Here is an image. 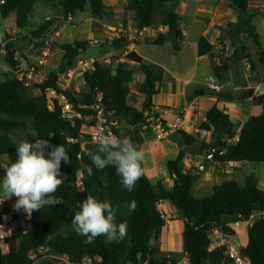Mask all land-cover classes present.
Returning a JSON list of instances; mask_svg holds the SVG:
<instances>
[{
	"label": "trees",
	"instance_id": "1",
	"mask_svg": "<svg viewBox=\"0 0 264 264\" xmlns=\"http://www.w3.org/2000/svg\"><path fill=\"white\" fill-rule=\"evenodd\" d=\"M0 7V16L7 19L16 15V26L26 30L29 18L39 4L58 3L63 14L68 19L78 12H84L88 7L95 19H104L108 16V7L105 0H4ZM182 0H128L125 10L131 13L137 33L152 28L156 24L166 26L167 34L161 33L152 42L155 46L170 44L173 53L182 51L184 37L180 29V15L178 5ZM233 8H239L238 23H230L228 31L236 42L235 30L246 28L254 44L260 48V38L255 27L247 22L250 0H225ZM53 22L46 20L31 34L23 37V43L41 39L48 34ZM129 33H120L110 42V47L123 53L129 40ZM13 36L6 33L3 47L6 52V62L13 71L21 67V60L17 57V48L11 41ZM136 44L137 41L133 40ZM100 43H97V46ZM91 47L90 41H79L74 44L60 45L63 57L57 70L48 73L46 79L31 85L27 79L21 80L18 76L3 79L0 76V179L4 175V165L17 159V142L12 138L15 135H26L34 132L37 138L49 139L51 144H61L68 151L69 163L61 162L60 172L64 174V183L55 193L62 203L55 206H45L40 211H34L32 229L26 235L11 241L10 251L6 255L0 254V264H33L43 256L39 250L54 251L68 257L70 264H83L91 260L92 264H180L175 256H158L159 238L162 229L166 226L163 214L158 205L171 202L181 214L185 223L183 230L184 253L187 264H231L225 254L226 247L219 246L209 251L212 240L211 234L220 230L223 235L234 236L235 231L225 221L230 223L248 222L249 242L242 249V253L251 261V264H264V191L258 186L254 175H249L245 184L235 180H227L213 187L209 196L196 197L192 188L200 180L195 173L184 174L182 171L184 152L167 163L172 187L167 189L162 182L152 184L143 171L133 191L126 190L121 183V177L112 166L97 170L93 167V175L88 176L81 165H90L91 161L83 148L86 142L91 143L89 134L83 133L84 127H96L99 112L114 119L126 121L131 127L150 126L151 118H157L153 98L159 93L164 69L161 66L144 63L141 56L130 52L126 58L139 64V71L144 74L145 81L139 85V93L145 97L143 109L129 104L131 90L128 85L134 81V72L125 62L117 57L109 63L95 61L92 69H85L83 80L88 87L85 93H78L60 87V76L67 69H72L74 62L85 54ZM199 56L215 52V45L205 37L197 43ZM244 49L234 48L233 55L245 57ZM259 57L264 54L259 51ZM246 58V57H245ZM218 72L219 68H215ZM54 92L58 98L51 101L48 93ZM252 91H247L245 98L251 97ZM60 97L66 99L61 103ZM81 97V98H79ZM219 101H233L230 93H220ZM253 104L263 108L261 115H252L244 124L240 133L235 132V125L229 115L214 107L207 112L203 126L210 132L225 136L214 146L217 149L214 160L216 164L255 162L264 165V95L254 96ZM65 105H72L69 112L63 110ZM147 113V115H145ZM120 130V129H119ZM116 132V134L119 132ZM182 134V133H181ZM118 136V135H117ZM185 142L190 145L195 139L185 135ZM238 137L235 143L229 142ZM6 159V161H4ZM82 173V174H78ZM81 183V185H79ZM87 195L111 202L117 208V223L126 222L127 235L120 242H106L103 236L97 237L91 244H85L86 237L73 233L62 238L56 233L65 226H72L75 212L79 211L78 204ZM131 201L136 202V209L129 212ZM126 205L128 213L120 210ZM259 215V216H258ZM153 244V247H152Z\"/></svg>",
	"mask_w": 264,
	"mask_h": 264
},
{
	"label": "crops",
	"instance_id": "2",
	"mask_svg": "<svg viewBox=\"0 0 264 264\" xmlns=\"http://www.w3.org/2000/svg\"><path fill=\"white\" fill-rule=\"evenodd\" d=\"M39 7L40 4L36 6L35 10ZM108 12L105 23H100L102 19H95V22L103 25V28L106 26L109 29H116L118 25L120 27L119 31H121V27L127 26L129 35L137 41L132 52L141 56L144 63L158 65L164 69L159 93L153 98L158 117L166 121H174L182 112L192 107L193 102H196L199 107L198 113L203 121L207 112L217 107L229 115L235 125V132L240 133L244 124L252 115L258 116L263 113V108L253 104L252 98L264 95V58L261 59L259 57V51L264 54V0H250L247 14V22H250L255 27L256 34L260 38V48L254 44L255 42L249 35H246L245 27H242L240 32L234 31L236 42L233 44L228 25L230 23H238L240 14L236 8L231 7L228 1L182 0L178 5L177 13L180 15V29L184 40L182 51L176 55L173 53L170 44L163 46L152 44L159 34H167L168 28L166 26L156 24L152 28L137 33L133 20L129 25L124 16L119 19L117 16L119 11L116 8L110 9ZM112 13L115 19L111 18L110 15ZM128 15L131 17V13ZM48 19L49 17L46 16L45 20ZM20 31L21 29L17 28L13 30V33ZM104 34V32H98L96 38L106 41L108 36ZM192 36L195 37L193 41L196 43V49L190 62L184 60L181 56L185 53V41ZM202 37L208 39V42L212 45L219 41L232 45V54L223 57L221 62L218 61L219 56L216 52L199 56L197 43ZM235 46L244 49L243 53L246 58L233 55ZM154 47L165 48L172 52L176 58L178 68H169L163 64L162 60L148 58L147 49ZM99 52L103 53L104 56L98 59L92 58L93 62L105 61L107 57L105 53H109V50L99 48ZM247 59L249 60V65L246 63ZM120 62L127 63L130 68L131 66L137 68L139 73L138 82L140 84L144 83L145 76L139 71L138 63L129 61L126 57ZM185 64L191 65L189 70L184 71L183 67ZM215 68H219V71L216 72ZM211 78L214 80V84L220 88L218 91L211 90ZM247 91H252V96L245 98ZM220 93L232 94L234 97L233 101H219L217 96ZM144 100L145 97L142 95V107ZM135 108L138 111L141 110L138 107ZM88 130L89 132H87ZM95 131L96 127H87V130L83 129L82 132L85 134L89 133L91 136ZM155 134L151 125L131 127L124 120L121 121L120 130L117 133L118 137L121 138L130 137L134 145L145 153L147 163L144 165V170L152 184L162 182L167 189L172 187L173 180L170 178L167 163L169 160L177 158L181 151L185 155L182 165L183 173L200 175V180L193 185L192 192L197 190L198 192L212 193L213 187L222 184L224 181L235 180L239 182L240 175L247 167L244 163L216 164L212 161L217 153V149L214 146L225 139L223 134L213 131L204 141L195 140L190 145L185 142V138L181 133L171 134L163 141L157 140ZM12 138L17 143L23 139L35 142L34 138L17 136L16 139L18 141L15 136H12ZM96 147L93 142L83 144V148L89 152H95ZM213 155L214 158L212 159ZM0 195H3L2 192H0ZM158 210L168 218L159 238L158 246L160 252L158 256H176L182 254V252L184 253L182 233L185 230V223L181 214L171 202L161 203V205H158ZM261 215L264 216V213ZM225 221L235 231L232 241L237 242L241 249L245 248L249 242L248 233L251 222H242L237 225L236 223H230L229 218H225ZM36 264L69 263L61 259V257L51 255L44 256L39 260L36 259ZM83 264L92 263L86 261Z\"/></svg>",
	"mask_w": 264,
	"mask_h": 264
},
{
	"label": "rangeland",
	"instance_id": "3",
	"mask_svg": "<svg viewBox=\"0 0 264 264\" xmlns=\"http://www.w3.org/2000/svg\"><path fill=\"white\" fill-rule=\"evenodd\" d=\"M128 0H105L108 10L116 8L119 13L117 16L128 21V24H131L132 17H130L125 10L126 3ZM63 10L60 8L58 3L52 4H40V7L32 13L29 18V24L26 30L21 29L20 32L13 33L14 29H17L16 26V15L12 14L7 19H3L0 16V76L3 79L7 77L19 76V74H25L28 82L33 85L35 83H39L46 79L48 73L52 70H57L59 67V63L61 58L63 57V51L59 48L60 45L70 43L74 44L79 41H90L91 47L87 50V52L81 55L78 59L75 60L72 69H67L64 74L60 76L59 85L61 88L72 90L73 92L85 93L88 91L87 85L84 83L82 79V73L85 69H91L93 61L92 58L98 59L104 56L103 53L99 52V48H106L109 50V53H105L107 55L105 61H101L102 63H109L113 60V58L117 57L120 61L124 59L127 55L110 47V42L115 37H118L120 33H127V26L121 27V31H119L118 25L116 29H109L108 27L98 24L95 22V18L91 15V9L88 7L84 12H78L75 14V18L72 17V21L68 20L62 12ZM115 13V12H113ZM113 13L110 15L112 19H115ZM49 17V19L53 22V26L50 29L48 34H45L39 40H33V44L30 41H26L23 43L21 36L23 37H31V34L34 33L41 24L46 21L45 18ZM109 16V17H110ZM116 16V15H115ZM117 17V18H118ZM105 20L102 19L100 23H105ZM116 24V23H115ZM98 32H104L107 37V40L96 38ZM8 33L13 36V40H11L16 48H17V57L21 60V68L20 73L17 71H13L11 67L7 64L5 56L6 50L3 47V41L5 39V34ZM194 36L185 41V53L181 57L184 60H188L191 62L193 55L195 54L196 43L194 40ZM100 43V46H97L95 42ZM99 47V48H98ZM153 60H162L163 64L168 66L169 68H178V64L176 58L168 49L165 48H150L147 49L146 53ZM42 61V64H40ZM248 65L249 60L246 62ZM184 65V71L189 70L191 65ZM35 67V71L31 72L32 68ZM131 69H134V81L128 85L131 93L129 96V104L133 107H138L142 109V95L139 93V85L138 82V69L134 66H131ZM183 71V72H184ZM30 73L32 74L29 77ZM48 98L51 101H54L58 96L54 92L48 93ZM81 98V97H79ZM61 103H65L66 99L64 97H60ZM160 100V98H158ZM66 106V105H65ZM71 110L70 107L65 108V111L69 112ZM87 130V127L83 128ZM89 132V130L87 131ZM89 134V133H88ZM18 135H15V139ZM19 137L23 138H35L34 132H26V135H19ZM18 141V139H16ZM35 141V140H34ZM247 166L241 177L238 179L241 185H244V180L246 176L254 175V177L258 180L259 188L264 191V165L255 164V162H244ZM64 176V174H61ZM193 194L196 197H204L209 196L211 192H198L195 190ZM120 210L124 213H128V207L126 205L120 206ZM76 233L73 229V226H65L61 228L56 236L66 238ZM212 240H217L216 237H211ZM153 247V244H152ZM180 262L185 260L187 256L182 252L180 255L175 256ZM185 258V259H184Z\"/></svg>",
	"mask_w": 264,
	"mask_h": 264
},
{
	"label": "clouds",
	"instance_id": "4",
	"mask_svg": "<svg viewBox=\"0 0 264 264\" xmlns=\"http://www.w3.org/2000/svg\"><path fill=\"white\" fill-rule=\"evenodd\" d=\"M96 151L88 152L90 165H81L88 176L93 175V167L103 170L112 166L121 177L122 186L133 191L143 176L147 163L145 153L134 145L130 137H118L111 132H103L93 137ZM17 159L5 164L4 175L0 179V204L16 197L14 208L23 210L29 217L34 211L45 206H55L62 200L55 196L63 185L61 162L69 163V155L63 144L54 146L49 139L37 138L35 142L20 140L16 146ZM82 174V173H78ZM72 226L77 235L86 237L85 244H91L97 237L103 236L106 242H120L127 235L126 222L117 223L118 209L110 201H101L93 195L78 205ZM136 209V202L131 201L129 212Z\"/></svg>",
	"mask_w": 264,
	"mask_h": 264
},
{
	"label": "built area",
	"instance_id": "5",
	"mask_svg": "<svg viewBox=\"0 0 264 264\" xmlns=\"http://www.w3.org/2000/svg\"><path fill=\"white\" fill-rule=\"evenodd\" d=\"M5 4L4 0H0V7ZM49 20V19H48ZM68 20H73L71 16L68 17ZM130 42L125 51L124 54L128 55L130 52H132L135 49V43L133 40H136L135 38L131 37L129 38ZM98 42L96 41L95 44ZM215 52L219 56L218 61L221 62L222 58L225 56H230L233 52L232 45L224 43V42H216L215 44ZM248 61V59L246 60ZM94 63V62H93ZM40 64H42V61H40ZM93 65V64H92ZM93 68V67H92ZM91 68V69H92ZM22 70L21 67H19L16 71L20 73ZM35 71V67L32 68L31 72ZM32 74L30 73L29 77H31ZM21 80L23 79H30L26 77L25 74H19L18 76ZM210 87L213 91H218L220 88L214 84V80L210 79ZM29 84V82L27 81ZM199 107L196 102L192 103V107H190L187 111L182 112L174 121H166L163 120L160 117L157 118H151V127L155 131V138L157 140H165L168 138L171 134L174 133H185V135L190 136L198 141H204L207 137L211 135V132L203 126L204 121L201 119L199 115ZM120 129V122L112 116H106L102 112H99L98 115V123L96 126V131L91 135L92 141L93 137L100 134L101 131L107 133L111 132L112 134L116 135V132ZM238 137L236 136L233 139L229 140V142L235 143L238 141ZM81 185V183H79ZM3 195H0L2 197ZM16 201V197H12L10 200H5L2 204H0V254L6 255L10 251L11 241L14 239H17L23 235H26L28 232L32 229V223L34 219V212L29 217L22 209L17 211L14 208V204ZM262 216V215H261ZM165 220H168L165 215H163ZM251 222V221H248ZM242 222H236V224H241ZM211 237H216L217 240H212V243L210 245L209 251H213L219 246H225L226 251L225 254L231 261V264H251L250 259L248 256L244 255L242 253V249L240 248L239 244L235 241H232L233 236L223 235L220 230L214 231ZM38 255L41 256H56L61 257V259H64L67 263L68 257L65 255H61L59 253H55L54 251H45V250H39ZM88 262L92 263L91 260H87ZM188 259L182 260L180 264H187ZM33 264H36V260H34ZM70 264V263H69ZM142 264H148V262H143Z\"/></svg>",
	"mask_w": 264,
	"mask_h": 264
},
{
	"label": "water",
	"instance_id": "6",
	"mask_svg": "<svg viewBox=\"0 0 264 264\" xmlns=\"http://www.w3.org/2000/svg\"><path fill=\"white\" fill-rule=\"evenodd\" d=\"M236 9L239 11V8H238V7H237ZM66 106L71 108L72 105H66ZM66 106L63 107V110H65ZM146 114H147V113H146ZM146 114H145V115H146ZM216 152H217V150H216ZM213 158H214V155L212 156V159H213ZM202 170H204V168H202Z\"/></svg>",
	"mask_w": 264,
	"mask_h": 264
}]
</instances>
